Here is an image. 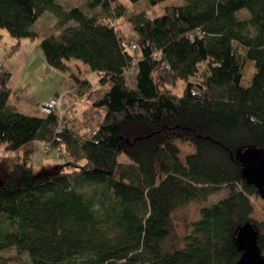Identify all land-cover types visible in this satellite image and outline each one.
Returning a JSON list of instances; mask_svg holds the SVG:
<instances>
[{
  "label": "trees",
  "instance_id": "trees-1",
  "mask_svg": "<svg viewBox=\"0 0 264 264\" xmlns=\"http://www.w3.org/2000/svg\"><path fill=\"white\" fill-rule=\"evenodd\" d=\"M185 1L151 17L122 0L69 9L0 0V45L3 29L19 39L9 56L53 13L56 31L39 47L69 74L72 93L87 96L81 113L26 114L10 103L13 72L0 64V259L15 250L31 264H238V232L250 226L264 256V220L252 217L255 165L241 158L246 148L264 151V0ZM121 17L133 35L118 28ZM71 59L87 68L73 70ZM248 61L256 72L246 86ZM191 76L183 94L168 86ZM177 138L196 146L185 160ZM40 142L71 160L35 175ZM194 201L208 205L185 247L166 252L172 214Z\"/></svg>",
  "mask_w": 264,
  "mask_h": 264
},
{
  "label": "rangeland",
  "instance_id": "rangeland-1",
  "mask_svg": "<svg viewBox=\"0 0 264 264\" xmlns=\"http://www.w3.org/2000/svg\"><path fill=\"white\" fill-rule=\"evenodd\" d=\"M122 1L129 5L130 11H145L151 17L163 15L168 6L186 3L185 0H164L154 5L147 0H141L138 3H131L128 0ZM58 2L69 9L74 6L85 5L86 0H58ZM248 14L249 12L246 9L238 12V16L240 17L243 15L244 17H249L250 14ZM57 20V17L53 13L49 11L45 12L33 26V29L39 33L38 37L36 39L23 38L22 41L26 42L23 44V48L19 52L10 55L11 70L13 72V77L10 81V86L13 89L10 103L19 111L26 114L44 116L45 113L41 109L43 104L53 97H56L59 102L60 94L57 91L71 90L69 74L50 66L46 61L43 50L39 47V43L44 37L56 31ZM116 22L119 29L129 35L134 34L130 22L125 17L116 19ZM2 32L4 37L0 45V64L5 63L3 58L9 54L13 45L19 40L12 36L7 29H3ZM68 62L73 70H78V64L82 66V69L87 68L86 64L77 59H71ZM202 66H207V63H203ZM255 72L254 62L248 61L246 64V74L243 79L244 85L247 86L251 83ZM88 77L95 84L96 88L101 86L97 72L90 71ZM195 79L196 76H191L188 80L181 79L176 84H168V86L175 92L183 94L188 81L195 82ZM86 100L87 96L79 98L70 91V95L65 97L66 106L64 109L68 111L74 109L76 112L81 113L87 106ZM58 107L59 104L55 110H58ZM173 143L180 148L182 160H185L189 154L196 150L195 144L189 138H177L173 140ZM40 145L42 147L41 150L36 152L33 157L35 175L54 171L71 160V156L66 148L58 147L47 152L43 142H40ZM249 150V148L244 149L241 156L246 158ZM125 158H127L125 154L120 156V160H124ZM246 163L254 165L250 160ZM223 195L224 191L216 194L211 200L220 199ZM251 200L254 206L252 217L256 220L263 221L264 198L260 195H253L251 196ZM205 205L208 204L201 201H194L172 214L171 234L163 242V248L166 252H172L185 247L184 238L191 232V223L201 218V208ZM0 264H31V260L27 254L19 255L15 250H8L3 253Z\"/></svg>",
  "mask_w": 264,
  "mask_h": 264
},
{
  "label": "water",
  "instance_id": "water-1",
  "mask_svg": "<svg viewBox=\"0 0 264 264\" xmlns=\"http://www.w3.org/2000/svg\"><path fill=\"white\" fill-rule=\"evenodd\" d=\"M241 158L244 162L250 160L255 165V170L250 177L253 182L258 184L261 196L264 198V151L251 148L246 158L242 156ZM238 238L242 249L245 251L238 264H264V256L260 252L256 232L252 227L250 226V229L241 228L238 232Z\"/></svg>",
  "mask_w": 264,
  "mask_h": 264
},
{
  "label": "crops",
  "instance_id": "crops-1",
  "mask_svg": "<svg viewBox=\"0 0 264 264\" xmlns=\"http://www.w3.org/2000/svg\"><path fill=\"white\" fill-rule=\"evenodd\" d=\"M25 43H26V42L22 41L21 49L23 48V44H25ZM21 49H20V50H21ZM20 50H19V51H20ZM19 51H18V52H19ZM5 54H7V53H5ZM14 54H15V53H14ZM3 59H4V61H5V64L7 65V67L11 70L12 65H11V62H10L11 57L9 56V54H8L6 57H4ZM11 71H12V70H11ZM70 82H71V79H70V77H69V85H71ZM70 91H71V90H70ZM70 91H69V90H63V91H61V92H58V91H57V93L60 94V96H59V107H58L59 109H58V110H59L61 113H64V112L68 111V110L64 109V107L66 106L65 97L70 95ZM71 92H72V91H71Z\"/></svg>",
  "mask_w": 264,
  "mask_h": 264
},
{
  "label": "built area",
  "instance_id": "built-area-1",
  "mask_svg": "<svg viewBox=\"0 0 264 264\" xmlns=\"http://www.w3.org/2000/svg\"><path fill=\"white\" fill-rule=\"evenodd\" d=\"M133 46L136 47L135 44ZM58 104V99L56 97H53L49 99L45 104H43L41 109L45 114H49L57 108Z\"/></svg>",
  "mask_w": 264,
  "mask_h": 264
}]
</instances>
